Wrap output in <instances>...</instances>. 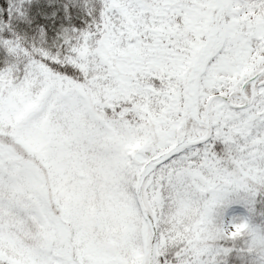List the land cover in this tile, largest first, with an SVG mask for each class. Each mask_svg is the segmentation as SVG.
<instances>
[{
	"label": "snow or ice",
	"instance_id": "obj_1",
	"mask_svg": "<svg viewBox=\"0 0 264 264\" xmlns=\"http://www.w3.org/2000/svg\"><path fill=\"white\" fill-rule=\"evenodd\" d=\"M0 264H264V0H0Z\"/></svg>",
	"mask_w": 264,
	"mask_h": 264
}]
</instances>
